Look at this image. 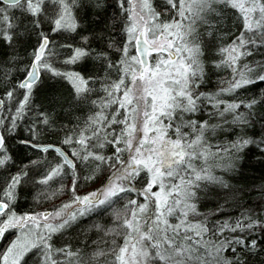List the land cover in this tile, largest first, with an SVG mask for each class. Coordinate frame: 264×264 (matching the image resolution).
I'll list each match as a JSON object with an SVG mask.
<instances>
[{
	"label": "snow or ice",
	"instance_id": "6c2138e0",
	"mask_svg": "<svg viewBox=\"0 0 264 264\" xmlns=\"http://www.w3.org/2000/svg\"><path fill=\"white\" fill-rule=\"evenodd\" d=\"M261 85L264 0H0V264H264Z\"/></svg>",
	"mask_w": 264,
	"mask_h": 264
},
{
	"label": "trees",
	"instance_id": "16d2710c",
	"mask_svg": "<svg viewBox=\"0 0 264 264\" xmlns=\"http://www.w3.org/2000/svg\"><path fill=\"white\" fill-rule=\"evenodd\" d=\"M154 2H155V0H154ZM57 39H59V37H57ZM220 75L224 76V77L227 76L226 73H221ZM217 79H218V77H216V76L213 77L214 86H213V89H211V90H215V87L217 86V85H215V81ZM49 83H52V82L49 81ZM260 87L264 88V85H261ZM254 91L257 94H259L260 88H255ZM44 94H45V92H43V91L40 93L41 96H43ZM247 95L251 96L252 93L249 92V93H247ZM76 115L81 116V120H83L89 115V113L87 110H85L83 113H77ZM69 127H72V125H69ZM54 155L55 154L53 153L52 156H50L49 158L51 159L52 157H54ZM0 180H2V177H0ZM60 183L61 182L59 180L54 181L53 182V188L58 189L60 187ZM64 183H67V181L65 180ZM243 183L248 185V190L245 192L242 199H240L237 203L230 204L227 207V209H226L227 215L220 217L221 219H227L228 215H231L232 217L239 216L242 212L245 211L246 208L254 206L255 202H257L261 199V194H260L259 189H260L261 185H264V160H261V158L259 156L250 154L249 162L245 166V175H244ZM80 191H81V193H84L86 191V189L81 188ZM66 199H67V197H57L54 201L53 200L36 201L31 196H29L26 198L21 197L19 203L22 206L21 210L43 211L45 209H50L52 207L53 203H55L57 206H59V204L63 200H66ZM221 202H223V201H221ZM209 207H213V205H209ZM201 211L207 212L208 209L202 208ZM89 236H90L89 243H91V240L99 238L95 234V232L90 233ZM8 239H11V236H8L5 240L0 241V249H2L3 247L6 246L5 243L8 241ZM65 239L70 240L71 243L73 244V246H76L78 243V238H77L76 233L71 234V236H66ZM79 239H83V238L80 237Z\"/></svg>",
	"mask_w": 264,
	"mask_h": 264
},
{
	"label": "rangeland",
	"instance_id": "374dc122",
	"mask_svg": "<svg viewBox=\"0 0 264 264\" xmlns=\"http://www.w3.org/2000/svg\"><path fill=\"white\" fill-rule=\"evenodd\" d=\"M95 187V186H94ZM94 187H92V189L91 190H94ZM9 240V239H8ZM8 242V241H7ZM7 242L5 243V244H7Z\"/></svg>",
	"mask_w": 264,
	"mask_h": 264
}]
</instances>
